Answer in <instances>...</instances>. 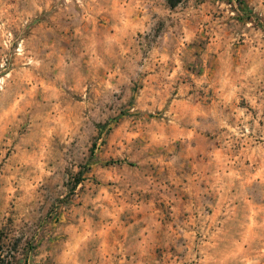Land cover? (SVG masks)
Returning a JSON list of instances; mask_svg holds the SVG:
<instances>
[{
	"label": "rangeland",
	"instance_id": "rangeland-1",
	"mask_svg": "<svg viewBox=\"0 0 264 264\" xmlns=\"http://www.w3.org/2000/svg\"><path fill=\"white\" fill-rule=\"evenodd\" d=\"M0 264H264V0H0Z\"/></svg>",
	"mask_w": 264,
	"mask_h": 264
}]
</instances>
